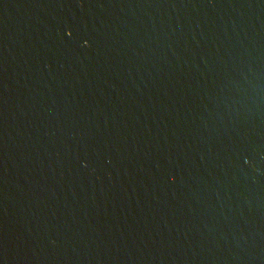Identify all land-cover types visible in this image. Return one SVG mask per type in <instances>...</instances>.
Masks as SVG:
<instances>
[{
	"label": "water",
	"instance_id": "1",
	"mask_svg": "<svg viewBox=\"0 0 264 264\" xmlns=\"http://www.w3.org/2000/svg\"><path fill=\"white\" fill-rule=\"evenodd\" d=\"M0 264H264V0H0Z\"/></svg>",
	"mask_w": 264,
	"mask_h": 264
}]
</instances>
